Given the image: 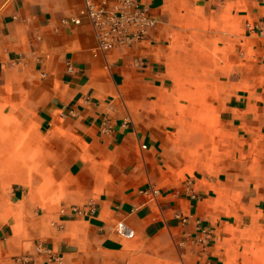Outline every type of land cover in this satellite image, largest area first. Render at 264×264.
Instances as JSON below:
<instances>
[{"label": "crops", "instance_id": "0c3cea01", "mask_svg": "<svg viewBox=\"0 0 264 264\" xmlns=\"http://www.w3.org/2000/svg\"><path fill=\"white\" fill-rule=\"evenodd\" d=\"M140 2L101 52L84 0H0V264L264 254V0Z\"/></svg>", "mask_w": 264, "mask_h": 264}, {"label": "built area", "instance_id": "2783aa9c", "mask_svg": "<svg viewBox=\"0 0 264 264\" xmlns=\"http://www.w3.org/2000/svg\"><path fill=\"white\" fill-rule=\"evenodd\" d=\"M97 37V49L101 52L113 47H123L142 41L154 21L149 18L140 0H120L111 9L106 1L95 3L84 0L80 10ZM73 24H80V18L73 17ZM123 235L132 236V231L121 226ZM43 250V248H42ZM17 264H30L29 258H18Z\"/></svg>", "mask_w": 264, "mask_h": 264}, {"label": "rangeland", "instance_id": "374dc122", "mask_svg": "<svg viewBox=\"0 0 264 264\" xmlns=\"http://www.w3.org/2000/svg\"><path fill=\"white\" fill-rule=\"evenodd\" d=\"M242 260V264H264V254H260V252H258V255L252 254L247 258L244 256Z\"/></svg>", "mask_w": 264, "mask_h": 264}]
</instances>
